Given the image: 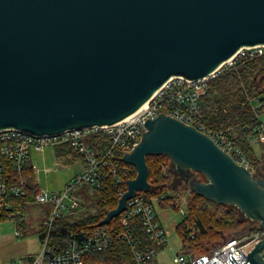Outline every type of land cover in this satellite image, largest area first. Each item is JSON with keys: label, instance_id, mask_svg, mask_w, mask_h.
I'll return each instance as SVG.
<instances>
[{"label": "water", "instance_id": "1", "mask_svg": "<svg viewBox=\"0 0 264 264\" xmlns=\"http://www.w3.org/2000/svg\"><path fill=\"white\" fill-rule=\"evenodd\" d=\"M260 45L264 0H0V130L43 135L110 125L169 77L202 78L241 47ZM145 126L121 157L137 172L97 225L151 189L147 155L164 154L196 194L264 227V176L168 114ZM245 256L228 259L264 264V235Z\"/></svg>", "mask_w": 264, "mask_h": 264}, {"label": "built area", "instance_id": "2", "mask_svg": "<svg viewBox=\"0 0 264 264\" xmlns=\"http://www.w3.org/2000/svg\"><path fill=\"white\" fill-rule=\"evenodd\" d=\"M263 52L264 45L244 46L207 76L198 79L171 76L137 110L110 125L73 128L58 134L43 135L15 128L1 129L0 220L12 219L15 234L18 236H22L24 232V209L27 203L22 201L27 190L20 175L23 167L29 162L30 150L41 151L47 146H67L80 154L83 162V170L76 173L62 191L40 190L31 200L50 202L51 212L50 216L42 221L41 226L44 229L39 232L38 251L25 255L18 264H84V254L105 250L118 241L127 243L135 264H155L159 247L167 243V235L158 217L154 197L148 195L147 190L136 191L126 201L125 209L108 223L70 229L62 245L50 242L53 221L62 217L68 208L76 210L79 207V197L72 192L77 186H89L100 198L102 193L106 194L112 189L119 198L126 189V181L133 178L137 172L134 165L122 161L121 157L139 143L143 131L146 130L145 121L160 113L175 117L206 133L236 162L253 172L255 165L241 147L235 144L234 134L212 131L205 126L200 110V98L205 93L210 78L235 68L241 59H251ZM246 98L251 103L256 119L260 121L258 133L252 137V143L264 141V95H247ZM4 161H7L18 178L12 179L8 175ZM167 195L168 192L164 191L156 198ZM105 200L103 198L101 201ZM134 222L140 225L149 245L143 246L144 242L139 238ZM188 230L192 237L197 231L196 225L189 226ZM263 235L264 227L259 225V221L249 220L246 227L208 252L199 255L177 252L172 260L178 264H210L213 260L216 264H236L231 263L228 256L232 254L239 262L245 260V255Z\"/></svg>", "mask_w": 264, "mask_h": 264}, {"label": "trees", "instance_id": "3", "mask_svg": "<svg viewBox=\"0 0 264 264\" xmlns=\"http://www.w3.org/2000/svg\"><path fill=\"white\" fill-rule=\"evenodd\" d=\"M247 95H264V52L251 59H241L235 68H230L210 78L207 81L206 91L200 98V110L203 123L208 129L226 131L229 135L234 134L233 141L235 144L241 147L254 165L258 166L259 162L264 164V149L261 154L263 159L260 160V156L254 150L252 137L257 135L260 121L256 119L253 113L251 103L247 101ZM259 143L264 145V141H259ZM159 156H164L166 159H152ZM146 161L149 169L148 179H150L152 186L146 193L151 197L154 194L158 196L167 191L165 189L166 176L164 177L165 172H163L162 167L164 165L168 167L172 163L169 157L164 154L147 155ZM4 165L6 172L12 179L18 178L7 161H4ZM23 168L20 176L27 190L26 196L22 198L25 203L33 200L40 189L33 179L32 167L29 162ZM191 172L187 173L188 177L194 176ZM152 174L153 176H151ZM199 179L204 178L199 177ZM101 196L98 200V211L94 215L73 221H69L65 217L55 218L52 224L50 242L62 245L70 229L78 226L96 225L105 215L106 210L114 207L118 200L112 189L106 194L102 193ZM103 198L106 199L104 202L101 201ZM157 203L160 207H177V202L171 194L160 198ZM186 204L187 210L183 219L176 225L181 246L178 252L192 255L208 252L226 238L236 234L240 230L238 228L244 222H248V219L240 218L237 211L227 204L209 200L196 194L193 190L192 195L187 198ZM246 223L243 228L247 225ZM134 224L139 238L144 242L143 246L149 245L145 241V235L140 225L136 222ZM193 224L196 225L197 231L191 237L188 227ZM43 229L44 227L40 231ZM83 261L84 264H135L131 250L124 241H118L102 251L86 253L83 255Z\"/></svg>", "mask_w": 264, "mask_h": 264}, {"label": "rangeland", "instance_id": "4", "mask_svg": "<svg viewBox=\"0 0 264 264\" xmlns=\"http://www.w3.org/2000/svg\"><path fill=\"white\" fill-rule=\"evenodd\" d=\"M253 147L257 155L260 156V160H262L263 156L261 154L264 149V145L262 143L255 142L253 144ZM152 159L164 160L166 158L164 156H159L158 158ZM45 164L46 165H42L39 168L44 169V167L50 166V169L49 171L42 170L38 177L37 183L41 190L54 188L56 184H61L69 174H72L74 172V167L70 169L62 168L61 166H59L60 163L57 162V160H55V162H53L52 160ZM172 167L173 164H170L168 167L167 165H164L162 167V170L163 172H165L164 177L166 176L165 181L167 182L165 185V189L167 190L168 194H171L174 197V200L177 202V207H160L157 203V201L159 200L158 198H156L157 195H152V197H154L153 202L155 203L158 217L167 235L166 245L162 246V248L158 250L156 255V261L158 262V264H178L174 263L172 260L173 256L180 250L181 247L180 236L178 234V231H176V225L183 219V212L187 210L186 200L192 195V188L188 186L187 179H184L182 176H178L179 173L173 171ZM253 172L257 175H259L260 172L264 173L263 162H259L258 166L255 165ZM191 173L194 174L196 178L205 177L199 172L192 171ZM151 176H153V174ZM73 191H75V194H77L81 199L89 197H92L94 199V196L96 197V191L87 185L77 186L73 189ZM227 205L235 209L240 218L247 219L243 216L239 209L231 204ZM51 207L52 205L50 202H27L24 209L25 223L22 236L16 235L13 230L6 229L7 225H10V223L14 222L12 219L4 220L5 225H2L4 227V230L2 232V235H0V255L3 259V262H12L15 264L22 254L27 255L28 253H34L35 251H38L40 243L37 226L45 218H48L50 216ZM245 223L246 222H244V224L238 229L242 230ZM246 224H249V220Z\"/></svg>", "mask_w": 264, "mask_h": 264}, {"label": "crops", "instance_id": "5", "mask_svg": "<svg viewBox=\"0 0 264 264\" xmlns=\"http://www.w3.org/2000/svg\"><path fill=\"white\" fill-rule=\"evenodd\" d=\"M52 160H53V162H55V160H57V162L60 163L59 166H61L62 168H65V169L66 168L70 169V168L74 167L73 168L74 172L72 174H69L63 180V182L61 184H59V183L56 184V186H55L56 188L54 187V188H48L47 189V190L53 191V192H60L65 188L66 184L76 175V173L83 170V162H82V159L80 157V154H78L76 151L72 150L71 148H69L67 146H59V147L47 146L41 151L30 150V152H29V164L32 167L31 171L33 174V179L36 182L38 187H39V185L37 182H38V177H39L41 171L42 170L43 171H49V169H50V166H46V167H44V169H40L39 167H41L42 165H46L45 163H48ZM39 189H40V187H39ZM73 193L75 194V191H73ZM95 193H96V197L94 196V199L92 197L84 198V199L79 198V207L76 210H71L68 208L67 210H65L63 212L62 217H65L69 221H73V220H76V219L81 218V217L96 214L98 211L99 194L97 192H95ZM29 202H31V201H29ZM41 224H42V222L37 226L38 235H39L40 229L42 228ZM2 225H5L4 220H0V235H2V232L4 230V227ZM6 229L14 231L15 230L14 222L10 223V225H7ZM24 256H25V254H22L15 264H18ZM0 264H14V263L3 262V259L0 255ZM155 264H158L156 259H155Z\"/></svg>", "mask_w": 264, "mask_h": 264}, {"label": "flooded vegetation", "instance_id": "6", "mask_svg": "<svg viewBox=\"0 0 264 264\" xmlns=\"http://www.w3.org/2000/svg\"><path fill=\"white\" fill-rule=\"evenodd\" d=\"M259 175H261V176H264V173L260 172V173H259ZM178 176H180V177H181L180 173H179V175H178Z\"/></svg>", "mask_w": 264, "mask_h": 264}]
</instances>
